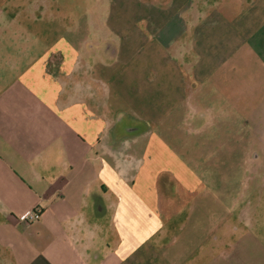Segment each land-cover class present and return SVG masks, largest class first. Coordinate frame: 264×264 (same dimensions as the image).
Instances as JSON below:
<instances>
[{
    "label": "crops",
    "instance_id": "0c3cea01",
    "mask_svg": "<svg viewBox=\"0 0 264 264\" xmlns=\"http://www.w3.org/2000/svg\"><path fill=\"white\" fill-rule=\"evenodd\" d=\"M47 1L0 0V264H264V0H121L81 45Z\"/></svg>",
    "mask_w": 264,
    "mask_h": 264
},
{
    "label": "rangeland",
    "instance_id": "374dc122",
    "mask_svg": "<svg viewBox=\"0 0 264 264\" xmlns=\"http://www.w3.org/2000/svg\"><path fill=\"white\" fill-rule=\"evenodd\" d=\"M120 1L121 0H48L45 8L47 16L44 22L46 23L48 30L55 29L56 31H59L62 33L60 36H63L65 39L71 38L65 34L67 31H70V29H73L78 33L77 37H74L73 40H78L80 45L87 42V40L97 41L99 40V36L93 35L94 29L90 22L92 21L90 19L92 16L89 15L93 14L96 17L100 16L104 18L111 17V22H119L123 18V14L126 11H129L131 5L126 2L124 6ZM119 8L121 9L119 10ZM129 12H131V10ZM70 13L73 14L72 17L70 16ZM30 22H28L27 17L24 16L22 23L20 20L15 21V27L22 29V25L24 24V28H37V26H33L35 23L32 24V22ZM24 38L27 37H23V39ZM35 40H37V37ZM249 186L251 192L261 190L263 192L262 197H264V181L262 178H251ZM257 197L258 196L254 195V200H257Z\"/></svg>",
    "mask_w": 264,
    "mask_h": 264
},
{
    "label": "built area",
    "instance_id": "2783aa9c",
    "mask_svg": "<svg viewBox=\"0 0 264 264\" xmlns=\"http://www.w3.org/2000/svg\"><path fill=\"white\" fill-rule=\"evenodd\" d=\"M41 214L42 211L38 207H36L23 215L22 220L27 224H32L40 219Z\"/></svg>",
    "mask_w": 264,
    "mask_h": 264
}]
</instances>
